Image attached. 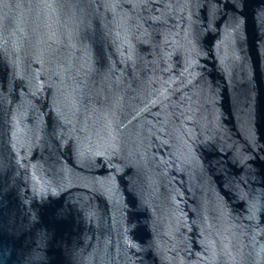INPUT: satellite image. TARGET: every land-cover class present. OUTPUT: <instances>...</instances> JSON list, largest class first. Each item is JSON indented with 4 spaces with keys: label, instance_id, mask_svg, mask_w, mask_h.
I'll use <instances>...</instances> for the list:
<instances>
[{
    "label": "water",
    "instance_id": "water-1",
    "mask_svg": "<svg viewBox=\"0 0 264 264\" xmlns=\"http://www.w3.org/2000/svg\"><path fill=\"white\" fill-rule=\"evenodd\" d=\"M0 264H264V0H0Z\"/></svg>",
    "mask_w": 264,
    "mask_h": 264
}]
</instances>
